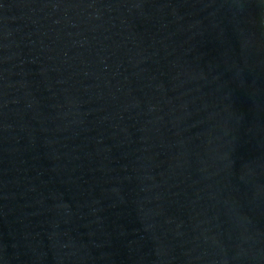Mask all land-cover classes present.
Wrapping results in <instances>:
<instances>
[{"label": "water", "instance_id": "1", "mask_svg": "<svg viewBox=\"0 0 264 264\" xmlns=\"http://www.w3.org/2000/svg\"><path fill=\"white\" fill-rule=\"evenodd\" d=\"M0 264H264V0H0Z\"/></svg>", "mask_w": 264, "mask_h": 264}]
</instances>
